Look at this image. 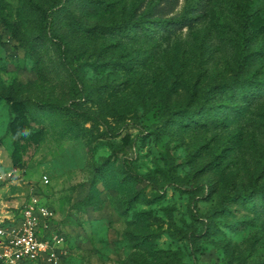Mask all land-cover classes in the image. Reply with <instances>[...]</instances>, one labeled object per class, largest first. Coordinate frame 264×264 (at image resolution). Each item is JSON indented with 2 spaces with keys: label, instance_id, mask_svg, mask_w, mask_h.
<instances>
[{
  "label": "rangeland",
  "instance_id": "rangeland-1",
  "mask_svg": "<svg viewBox=\"0 0 264 264\" xmlns=\"http://www.w3.org/2000/svg\"><path fill=\"white\" fill-rule=\"evenodd\" d=\"M31 203L62 264H264V0H0V216Z\"/></svg>",
  "mask_w": 264,
  "mask_h": 264
},
{
  "label": "built area",
  "instance_id": "built-area-1",
  "mask_svg": "<svg viewBox=\"0 0 264 264\" xmlns=\"http://www.w3.org/2000/svg\"><path fill=\"white\" fill-rule=\"evenodd\" d=\"M43 183L49 179L43 177ZM53 213L37 203L22 207L18 215L0 216V264H62L64 238L51 233Z\"/></svg>",
  "mask_w": 264,
  "mask_h": 264
},
{
  "label": "trees",
  "instance_id": "trees-1",
  "mask_svg": "<svg viewBox=\"0 0 264 264\" xmlns=\"http://www.w3.org/2000/svg\"><path fill=\"white\" fill-rule=\"evenodd\" d=\"M59 7H60V4H59V6L55 7L54 10H56V9L59 8ZM247 22H248V20H247ZM138 23H139V22H138ZM138 23H135L134 25H136V24H138ZM123 26H124V27H127V26H131V25H129V24H123ZM242 37H243L245 43L249 41V37H248L247 34H244ZM56 47H57V49L59 50V52L61 53V55H63V54H64V50H63V48H62V47H63V46H62V43H57V44H56ZM240 89H241V91L243 90V85H241ZM72 104H73V107L75 108V110H77V112H79L80 115L90 117V115H88L87 113H85V112L80 111L79 109H77V107H76V105L74 104V102H73ZM128 171H129V173H130V175L132 176L133 179H135V180H137V181H140V182H146V181H147V180L144 179L143 177H141V176H139L138 174L134 173L131 169H129V167H128Z\"/></svg>",
  "mask_w": 264,
  "mask_h": 264
}]
</instances>
